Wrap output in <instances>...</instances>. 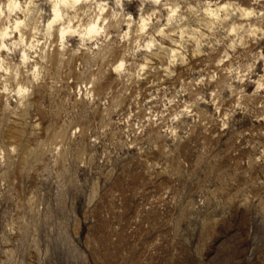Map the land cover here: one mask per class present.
Wrapping results in <instances>:
<instances>
[{"label": "clouds", "instance_id": "obj_1", "mask_svg": "<svg viewBox=\"0 0 264 264\" xmlns=\"http://www.w3.org/2000/svg\"><path fill=\"white\" fill-rule=\"evenodd\" d=\"M82 170L89 209L117 176L145 213L264 201V0H0V264H43L66 226L26 186Z\"/></svg>", "mask_w": 264, "mask_h": 264}, {"label": "rangeland", "instance_id": "obj_2", "mask_svg": "<svg viewBox=\"0 0 264 264\" xmlns=\"http://www.w3.org/2000/svg\"><path fill=\"white\" fill-rule=\"evenodd\" d=\"M81 179V184L58 192L35 180L26 186L39 188L53 217L66 226L55 240L46 242L43 264H122L129 259L123 253L133 242V250L140 254L133 264H264V201L196 207L197 192L189 185L181 203H165L145 213L139 199L112 200L121 188L122 177L117 176L107 186L101 179L96 188L102 203L89 209L85 199H94L89 190L92 176L82 170ZM133 214L144 217L143 226L125 232L126 217ZM35 261L33 253L25 264Z\"/></svg>", "mask_w": 264, "mask_h": 264}]
</instances>
